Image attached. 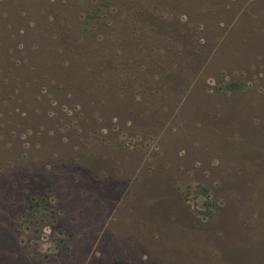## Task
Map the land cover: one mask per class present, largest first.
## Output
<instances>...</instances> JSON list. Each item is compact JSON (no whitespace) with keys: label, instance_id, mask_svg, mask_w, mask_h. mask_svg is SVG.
<instances>
[{"label":"rangeland","instance_id":"obj_1","mask_svg":"<svg viewBox=\"0 0 264 264\" xmlns=\"http://www.w3.org/2000/svg\"><path fill=\"white\" fill-rule=\"evenodd\" d=\"M99 1L0 0V264H264V0Z\"/></svg>","mask_w":264,"mask_h":264},{"label":"trees","instance_id":"obj_2","mask_svg":"<svg viewBox=\"0 0 264 264\" xmlns=\"http://www.w3.org/2000/svg\"><path fill=\"white\" fill-rule=\"evenodd\" d=\"M109 5H110V0H101L93 7L85 6V9L78 14V16L82 19V23H83L79 26V29H81L83 32L91 30L92 28L91 22H90L91 19H97L103 16L106 12L105 8L109 7ZM40 14H42V11ZM58 15L59 16L63 15V13H61V10H58ZM50 27H52V32H53L54 31L53 29L55 28V22L54 24L53 22H51ZM127 74H131V72L128 69H126L125 71L118 69V71L115 74H113V76H114V79H116L119 82L120 80L124 78V76L126 77ZM127 77L130 78V75H128ZM216 88L219 90H228V91L240 90V89L242 90L244 88V83L239 82V81H230L221 86L218 85V87ZM196 192L205 196L202 202L196 203V208L200 210L203 214L205 215L209 214V216H211V212L209 211L211 202L208 199V189L204 186H199ZM28 199L31 203V207L30 208L26 207L25 209H30L31 213L30 212L26 213V211L22 213L20 217L21 218L20 224L27 226L26 224L32 223L33 225L37 227L40 223L44 221L45 215L53 214V209L52 207L48 205V198H47L46 193L30 195ZM23 217L25 219H23ZM31 217H34V218L30 219Z\"/></svg>","mask_w":264,"mask_h":264}]
</instances>
